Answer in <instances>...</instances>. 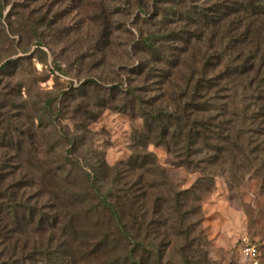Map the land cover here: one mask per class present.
<instances>
[{"label": "trees", "instance_id": "16d2710c", "mask_svg": "<svg viewBox=\"0 0 264 264\" xmlns=\"http://www.w3.org/2000/svg\"><path fill=\"white\" fill-rule=\"evenodd\" d=\"M161 1L155 14L139 1L156 21L133 39L146 60L132 68L157 77L171 92L165 101L86 78L29 109L20 88L0 83V264H210L202 202L212 169L232 177L247 162L264 169V0ZM99 17L95 54L105 56L114 30L105 11ZM11 68L19 58L0 64ZM136 105L144 126L135 149L111 165L91 148L88 124L100 110ZM50 127L53 142L43 137ZM150 144L201 176L178 189Z\"/></svg>", "mask_w": 264, "mask_h": 264}, {"label": "rangeland", "instance_id": "374dc122", "mask_svg": "<svg viewBox=\"0 0 264 264\" xmlns=\"http://www.w3.org/2000/svg\"><path fill=\"white\" fill-rule=\"evenodd\" d=\"M139 1L4 0L3 17H0V64L9 58H19L20 68L14 73L13 67L10 73L0 72V83L20 88V98L29 109L37 101L58 96L61 90L76 87L86 78H101L137 89L150 104L165 101L171 92L159 89V79L153 76L146 79L138 69L132 68L146 60L133 47V39L141 30L153 29L152 23L156 21L141 15ZM142 1L154 14L162 4L161 0ZM102 10L114 30L107 56L95 54L94 47V38L101 31ZM142 112L139 105L126 112L115 108L100 110L96 121L88 124L91 148L102 152L111 165L128 159L135 149V132L144 126ZM62 126L70 132L77 127L68 118L62 119ZM43 137L53 142L59 137L58 130L50 127ZM148 150L156 154L178 189L191 187L201 176L199 171L171 164L162 146L150 144ZM247 163L234 173L235 177L221 165L212 169L215 186L202 202L210 264H238L241 240L245 236L260 247L264 264V169H260L257 161ZM172 254L173 260L181 261L176 252Z\"/></svg>", "mask_w": 264, "mask_h": 264}, {"label": "built area", "instance_id": "2783aa9c", "mask_svg": "<svg viewBox=\"0 0 264 264\" xmlns=\"http://www.w3.org/2000/svg\"><path fill=\"white\" fill-rule=\"evenodd\" d=\"M238 264H263L259 246L247 236L241 240Z\"/></svg>", "mask_w": 264, "mask_h": 264}]
</instances>
